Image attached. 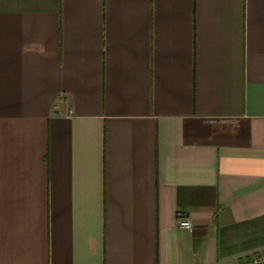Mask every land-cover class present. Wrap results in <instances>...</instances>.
<instances>
[{
    "label": "crops",
    "instance_id": "obj_1",
    "mask_svg": "<svg viewBox=\"0 0 264 264\" xmlns=\"http://www.w3.org/2000/svg\"><path fill=\"white\" fill-rule=\"evenodd\" d=\"M258 251L264 0H0V264Z\"/></svg>",
    "mask_w": 264,
    "mask_h": 264
},
{
    "label": "built area",
    "instance_id": "obj_2",
    "mask_svg": "<svg viewBox=\"0 0 264 264\" xmlns=\"http://www.w3.org/2000/svg\"><path fill=\"white\" fill-rule=\"evenodd\" d=\"M177 227L179 229L190 230L192 228L190 220L182 215L177 217ZM240 264H264V252L258 251L248 257L241 259Z\"/></svg>",
    "mask_w": 264,
    "mask_h": 264
}]
</instances>
